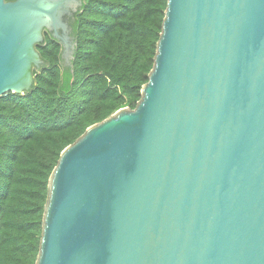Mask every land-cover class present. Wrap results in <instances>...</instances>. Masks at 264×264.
I'll use <instances>...</instances> for the list:
<instances>
[{"label": "water", "instance_id": "water-1", "mask_svg": "<svg viewBox=\"0 0 264 264\" xmlns=\"http://www.w3.org/2000/svg\"><path fill=\"white\" fill-rule=\"evenodd\" d=\"M83 5L0 0V98L46 31L73 68ZM37 264H264V0H168L137 108L61 155Z\"/></svg>", "mask_w": 264, "mask_h": 264}, {"label": "trees", "instance_id": "trees-1", "mask_svg": "<svg viewBox=\"0 0 264 264\" xmlns=\"http://www.w3.org/2000/svg\"><path fill=\"white\" fill-rule=\"evenodd\" d=\"M167 5L84 0L70 19L78 43L73 68L46 31L37 46L45 66L35 71L33 88L0 98V264H37L50 180L63 151L91 126L137 108Z\"/></svg>", "mask_w": 264, "mask_h": 264}]
</instances>
